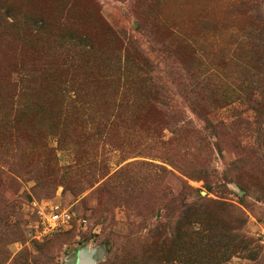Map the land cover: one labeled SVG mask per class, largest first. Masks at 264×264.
I'll return each mask as SVG.
<instances>
[{
  "label": "rangeland",
  "instance_id": "374dc122",
  "mask_svg": "<svg viewBox=\"0 0 264 264\" xmlns=\"http://www.w3.org/2000/svg\"><path fill=\"white\" fill-rule=\"evenodd\" d=\"M263 53L264 0H0V264H264Z\"/></svg>",
  "mask_w": 264,
  "mask_h": 264
},
{
  "label": "built area",
  "instance_id": "2783aa9c",
  "mask_svg": "<svg viewBox=\"0 0 264 264\" xmlns=\"http://www.w3.org/2000/svg\"><path fill=\"white\" fill-rule=\"evenodd\" d=\"M40 219L41 234L46 236L63 228H68L72 221V213L59 204L47 202L40 211Z\"/></svg>",
  "mask_w": 264,
  "mask_h": 264
},
{
  "label": "trees",
  "instance_id": "16d2710c",
  "mask_svg": "<svg viewBox=\"0 0 264 264\" xmlns=\"http://www.w3.org/2000/svg\"><path fill=\"white\" fill-rule=\"evenodd\" d=\"M263 61H264V53H263ZM105 125V124H104ZM193 207L188 205L186 207H184L183 211H182V216H187L188 212L192 209ZM114 263V262H113Z\"/></svg>",
  "mask_w": 264,
  "mask_h": 264
},
{
  "label": "water",
  "instance_id": "95a60500",
  "mask_svg": "<svg viewBox=\"0 0 264 264\" xmlns=\"http://www.w3.org/2000/svg\"><path fill=\"white\" fill-rule=\"evenodd\" d=\"M86 263L95 264V259L92 257V255L86 259Z\"/></svg>",
  "mask_w": 264,
  "mask_h": 264
},
{
  "label": "bare ground",
  "instance_id": "6f19581e",
  "mask_svg": "<svg viewBox=\"0 0 264 264\" xmlns=\"http://www.w3.org/2000/svg\"><path fill=\"white\" fill-rule=\"evenodd\" d=\"M87 252H88L87 255H90V253H91L92 251L87 250Z\"/></svg>",
  "mask_w": 264,
  "mask_h": 264
}]
</instances>
